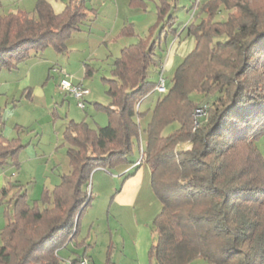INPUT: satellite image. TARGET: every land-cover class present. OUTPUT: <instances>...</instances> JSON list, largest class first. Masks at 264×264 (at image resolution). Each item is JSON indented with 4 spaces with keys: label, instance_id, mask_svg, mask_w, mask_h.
<instances>
[{
    "label": "trees",
    "instance_id": "1",
    "mask_svg": "<svg viewBox=\"0 0 264 264\" xmlns=\"http://www.w3.org/2000/svg\"><path fill=\"white\" fill-rule=\"evenodd\" d=\"M172 7L160 0L149 33L114 59L113 77L106 78L109 123L93 127L72 119L66 125L70 170L34 203L27 191L10 197L13 211L0 231V264H68L58 249L77 238L79 215L92 200L87 192L91 174L98 167L112 172L135 162L131 154L141 138L138 103L155 89L149 68L160 65L156 49L167 24L176 20ZM222 7L227 16L216 19ZM199 8L204 15H195L184 28L195 36L196 46L176 68L145 129L141 164L149 165L151 187L162 205L153 218L158 239L151 251L158 264H190L199 257L211 264H264V154L257 143L264 136V5L207 0ZM90 11L88 0H69L61 12L49 0H37V16L0 13V70L49 44L66 50L69 35L82 29ZM132 32V23L122 30ZM94 71L86 64V76ZM193 91L211 92L198 124L193 114L202 102ZM175 122L178 126L164 133ZM21 146L0 133V164L12 163L8 160ZM9 190L0 188V203ZM111 258L109 249L106 264Z\"/></svg>",
    "mask_w": 264,
    "mask_h": 264
},
{
    "label": "rangeland",
    "instance_id": "2",
    "mask_svg": "<svg viewBox=\"0 0 264 264\" xmlns=\"http://www.w3.org/2000/svg\"><path fill=\"white\" fill-rule=\"evenodd\" d=\"M49 1L55 5L61 1L66 4L69 0ZM104 1L110 2L104 8L113 2V0H88V6L93 12L90 16L94 17L89 16V19L82 23L81 30L71 32L66 42V50H57L49 44L40 50H32L31 55L16 66L0 70V133L22 144L15 159L8 160L12 163L0 164V188L5 185L10 186L8 194L3 199L4 202L0 203V229L7 222L9 211H13L9 199L17 190L27 191L29 201L34 203L35 199L41 197L45 187L52 189L60 181V174L69 171L70 163L67 144L64 141V130L70 120H85L93 127L109 123L105 106L110 105L112 99L107 92L109 85L106 78L113 77V61L119 55L118 47L123 39H118L121 36L118 35L110 40L104 33L112 32L114 25L122 17L134 16L138 12L131 9L129 1L127 6L124 0H119L121 11L119 16L116 15V8L104 14V10H99ZM206 1H174L176 5L172 7L171 13L173 11L179 17L167 24L156 49L157 55L161 58H165L171 50L170 56L174 59L164 71L167 91L160 93L154 89L141 101V138L135 140L131 154V158L135 161L141 157L140 144L146 143L145 129L159 97L168 92L176 68L196 46L195 36L188 34L186 29L173 45V37L176 35L173 29L179 31L188 20L193 21L191 15L194 6L192 5H202ZM247 1L252 5H264V0ZM36 2L37 0H1L0 13L26 11L37 16ZM230 11H236V8ZM94 13L98 14L97 18ZM195 15L196 19H199L204 13L198 8L197 12H194L193 19ZM226 16L227 10L222 7L216 19H223ZM153 19L147 24L146 22L136 24L127 20V24L132 23L133 32L126 36L134 43L140 37H145L151 25L157 21V17ZM158 32L160 29L156 30V36ZM86 64L95 68L93 75H85ZM65 72L68 74L65 75ZM62 77L74 83L83 81V84L90 89L85 107L79 106L74 95L60 87ZM148 77L151 81H158L159 68L156 64L150 66ZM208 92L193 91L192 96L202 102L200 105H206L203 101L211 100V92ZM206 114L207 107L206 113L198 117H205ZM193 117L195 122V112ZM177 126V122L169 125L164 133H169ZM125 165L121 164L112 169L113 172L109 171L113 174L97 171L98 169L93 171L87 186V192L92 200L81 213V210L79 211L77 234L87 241V249L94 250L98 258L97 264H104L110 244H112V260L114 259L116 264H158L151 251L152 245L158 239L153 218L161 210L162 205L151 187V169L146 162L142 163L145 177L138 196L132 202H119L115 192L121 186L123 175H119V171ZM115 177L121 179L117 180ZM77 240L82 241L79 238ZM50 244H55V240ZM59 254L67 261L69 255L76 256L68 247H61ZM82 258L75 264H81ZM190 264L211 263L199 257Z\"/></svg>",
    "mask_w": 264,
    "mask_h": 264
},
{
    "label": "crops",
    "instance_id": "3",
    "mask_svg": "<svg viewBox=\"0 0 264 264\" xmlns=\"http://www.w3.org/2000/svg\"><path fill=\"white\" fill-rule=\"evenodd\" d=\"M119 0H113V2L111 3V5H109V6H107L106 8H104L106 5H108V4H110V2H103L102 4H101V6H100V8H99V10L101 11V10H104V14H107L111 9H113V8H116V15H120L119 13L121 12L120 11V4H119V2H118ZM123 1V0H122ZM128 1L130 2V0H124V2L127 4V6L129 5V3H128ZM144 2H145V5L144 6H140V7H135V8H132V5H131V9L133 10L134 9V11H137L138 13L136 14V15H134V16H129V17H127V15L125 16V17H122L121 19H120V21H117L116 22V24L114 25V28H113V31L112 32H108V33H104V35L105 36H108L109 38H110V40L113 38V37H118V35H121V36H119V38L118 39H123L122 40V43H119V47H118V49L120 50V51H118L119 53L118 54H120V52H121V49L123 48V47H125V46H127V45H130V44H132V43H134V42H132V41H130V39H129V37L128 36H126V34H122V30H123V28L127 25V20H130L131 22H135L136 24H137V22L139 23V22H146V24H147V22L149 23L151 20H154L153 18H156L157 17V7H158V3H159V1L160 0H143ZM168 1H170L171 3H172V5H173V7H175V3H174V1L175 0H168ZM51 2V1H50ZM52 3V2H51ZM53 5V7H54V9H55V11H57V12H61L64 8H65V6H66V4L63 2V1H61V2H58V3H56L55 5L54 4H52ZM192 6H196L197 7V10H198V8L200 7V4H196V5H192ZM108 7H110V9H108ZM106 9H108V10H106ZM130 9V10H131ZM152 9V10H151ZM197 10L195 11V12H197ZM188 11H189V9H188ZM93 12L92 11H90V14H92ZM98 14H99V11H98ZM98 14H95L94 13V15H95V18H97L98 17ZM172 15H175V16H177L176 17V20L178 19V17H179V15L177 14V13H173V11H172V13H171ZM99 16H101V13H100V15ZM90 17H92V16H90ZM94 17V16H93ZM92 17V18H93ZM136 17V19H134ZM191 17H192V15H191ZM131 18V19H130ZM192 19H193V17H192ZM190 21L188 20L186 23H185V25L182 27V29L181 30H179L178 31V34H176L174 37H173V45L179 40V37L178 36H181V34H182V31L184 30V28H185V26H186V24H188ZM117 38L115 39L114 38V40H118ZM129 42V43H128ZM171 50L170 51H168V53H167V55L165 56V58H161L159 55H157V57L158 58H160V65L159 66H157L158 68H159V76H160V72H161V65H163V67H164V71L166 70V67H168L169 66V63H172L173 62V58H171ZM171 59V60H170ZM163 71V72H164ZM66 74H68L67 72H65V75ZM63 78V77H62ZM80 83H83V81H81ZM91 92V91H90ZM87 97V96H86ZM147 117V116H146ZM141 143V142H140ZM258 145L260 146V148H261V150H262V152H263V154H264V136H262L259 140H258ZM140 145H142V143L140 144ZM147 145V139H146V143H145V145H143V146H146ZM133 163L134 162H131V163H126V165L122 168V169H120V173H119V175L121 174V175H123V177H122V179L120 178V177H115V179H117L118 180V178L119 179H121V186H120V188H118L117 190H116V192H115V197H116V199L119 201V202H132V201H134L135 199H136V197L138 196V192H139V190L141 189V187H142V185H143V182H144V177H145V171L143 170V168L141 167L142 166V164L141 165H136V166H134L133 165ZM120 166V165H119ZM118 167V166H117ZM117 167H115V168H117ZM96 169H98L97 171H107V172H109L108 170H106L105 168H103V167H98V168H96ZM95 169V170H96ZM70 170V169H69ZM113 170H114V168H113ZM113 172V171H112ZM115 172V171H114ZM110 174H113V173H111V172H109ZM62 174V173H61ZM61 174H60V176H61ZM58 183V182H57ZM114 185L116 186V181L114 182ZM6 186V185H5ZM113 187V186H112ZM12 203V202H11ZM1 229H2V227H1ZM1 229H0V231H1ZM78 232V231H77ZM77 238H79V239H82V241H80V240H77ZM77 238H76V240H67V242H66V244L64 245V246H62V247H68L69 248V250L71 251V252H73V253H75L76 254V256L75 257H73V256H70L69 255V260H71V261H73V263L72 264H75L80 258H82V257H87L88 259H89V261H90V264H97V262H98V258H97V255L95 254V252H94V250H89V249H87L88 248V244H87V241H85V239L82 237V236H79L78 237V234H77ZM71 241H72V244H71ZM82 242L83 244L82 245H80V246H76V242ZM0 242H1V237H0ZM111 245L112 244H110L109 245V248H108V250L110 249L111 250ZM61 248V247H60ZM60 248L58 249V255H59V257H60V260L63 262V263H67L68 261H67V259H64V258H62L61 257V255L59 254L60 253ZM81 248V249H80ZM108 250H107V252H108ZM84 252H85V255H84ZM83 254V255H82ZM107 255V254H106ZM107 257V256H106ZM111 260H112V258H111ZM114 260V259H113ZM112 260V263L113 264H116V262L115 261H113ZM104 264H106V260L104 261Z\"/></svg>",
    "mask_w": 264,
    "mask_h": 264
},
{
    "label": "built area",
    "instance_id": "4",
    "mask_svg": "<svg viewBox=\"0 0 264 264\" xmlns=\"http://www.w3.org/2000/svg\"><path fill=\"white\" fill-rule=\"evenodd\" d=\"M196 11V6H194V10L192 13V17L194 16V12ZM164 67L163 65H161V72H160V76L159 79L156 83L155 86V90L159 91L160 93L166 92L167 91V85H166V78L164 76ZM60 87L65 90L68 91L70 93H72L74 95V97L77 99L79 106L81 107H85L86 106V96L90 93V89L85 86L83 83H74L72 81H70L69 79L63 77L61 78L60 81ZM141 102L138 103V107H140ZM206 105H200L196 108L195 110V123L198 124V116H202L206 113ZM145 154V146L141 145V157L139 159H137L133 165H139L141 164L143 157ZM76 229V227H75ZM74 229V230H75ZM68 264H72L73 262L71 260H69L67 262ZM81 264H90V261L87 257H83L80 260Z\"/></svg>",
    "mask_w": 264,
    "mask_h": 264
}]
</instances>
